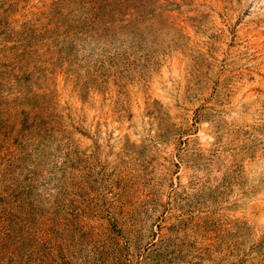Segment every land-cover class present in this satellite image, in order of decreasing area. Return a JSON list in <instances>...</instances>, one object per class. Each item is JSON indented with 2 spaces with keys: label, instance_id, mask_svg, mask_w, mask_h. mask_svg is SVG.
Wrapping results in <instances>:
<instances>
[{
  "label": "rangeland",
  "instance_id": "374dc122",
  "mask_svg": "<svg viewBox=\"0 0 264 264\" xmlns=\"http://www.w3.org/2000/svg\"><path fill=\"white\" fill-rule=\"evenodd\" d=\"M0 264H264V0H0Z\"/></svg>",
  "mask_w": 264,
  "mask_h": 264
}]
</instances>
